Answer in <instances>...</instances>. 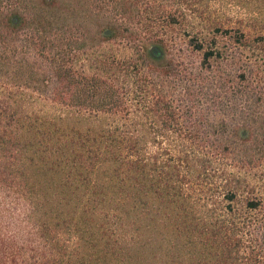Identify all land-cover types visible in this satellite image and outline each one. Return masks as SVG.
I'll return each instance as SVG.
<instances>
[{"label": "trees", "instance_id": "16d2710c", "mask_svg": "<svg viewBox=\"0 0 264 264\" xmlns=\"http://www.w3.org/2000/svg\"><path fill=\"white\" fill-rule=\"evenodd\" d=\"M173 3L0 0V264H264V66L240 64L238 119L215 26L186 30L193 68L164 47Z\"/></svg>", "mask_w": 264, "mask_h": 264}, {"label": "rangeland", "instance_id": "374dc122", "mask_svg": "<svg viewBox=\"0 0 264 264\" xmlns=\"http://www.w3.org/2000/svg\"><path fill=\"white\" fill-rule=\"evenodd\" d=\"M173 4L180 12L181 17L180 21L175 23L172 37L164 47L174 50L176 56H179L185 65L193 68L197 64L200 54L187 43L186 32L188 31L186 30L191 26H201V24L215 26L212 31H214L220 53L219 56L211 58L209 64L210 73L218 75L220 79L217 80L218 83L214 82L215 90L213 92L224 93L237 117L239 106H241L237 95L242 82V79L237 76L240 64H244L246 60H257L258 66L261 68L264 66V55L254 56L250 52L241 54L240 51H237L236 42L232 36L237 27L249 28L251 34L260 32L264 42V0H174ZM212 26L209 27L212 28ZM164 47L161 46L159 53L156 50L154 53L160 56H170ZM259 75L262 79L259 84L264 91V74L260 72ZM253 112L258 115L253 123V130L257 132L259 138L261 133H264V103L258 105V108ZM252 154L254 163H257L259 167L263 166L264 154L261 155L258 150L252 151Z\"/></svg>", "mask_w": 264, "mask_h": 264}, {"label": "water", "instance_id": "95a60500", "mask_svg": "<svg viewBox=\"0 0 264 264\" xmlns=\"http://www.w3.org/2000/svg\"><path fill=\"white\" fill-rule=\"evenodd\" d=\"M151 49H152L153 52L156 50L154 46H152Z\"/></svg>", "mask_w": 264, "mask_h": 264}]
</instances>
